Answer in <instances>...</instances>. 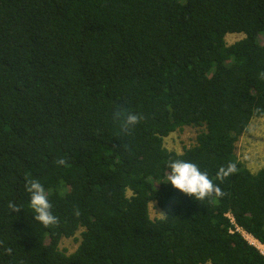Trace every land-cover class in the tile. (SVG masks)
<instances>
[{
	"label": "trees",
	"instance_id": "obj_1",
	"mask_svg": "<svg viewBox=\"0 0 264 264\" xmlns=\"http://www.w3.org/2000/svg\"><path fill=\"white\" fill-rule=\"evenodd\" d=\"M261 73L264 0H0V264H264L244 235L264 245V168L236 153L264 117ZM129 114L142 119L126 129ZM185 126L197 143L167 149ZM175 160L225 195L166 183ZM28 179L59 227L34 219Z\"/></svg>",
	"mask_w": 264,
	"mask_h": 264
},
{
	"label": "clouds",
	"instance_id": "obj_2",
	"mask_svg": "<svg viewBox=\"0 0 264 264\" xmlns=\"http://www.w3.org/2000/svg\"><path fill=\"white\" fill-rule=\"evenodd\" d=\"M261 76H264V73H261ZM141 119L142 117L135 114H129L127 115L124 126L127 129L128 126H134L139 123ZM59 163L64 164L66 162L61 160ZM168 169L170 171L166 174V183H170L175 189L195 200H204L213 194H215L216 197H223L225 195L219 185L215 184L213 179L209 178L208 173L201 171L199 166L194 162L184 160L170 161L168 163ZM236 171L237 165L229 162L227 167H219L216 173V179L223 182ZM25 189L27 193L30 194V206L34 212V219L40 222L45 228L59 227V217L53 215L51 211L52 204L49 201L43 184L38 179H28ZM7 209L12 213L19 212L22 208L15 201H9L7 203ZM230 218L235 224V219L231 216ZM235 225L237 226V224ZM237 230H240L238 226ZM8 252L11 253V249H8Z\"/></svg>",
	"mask_w": 264,
	"mask_h": 264
},
{
	"label": "rangeland",
	"instance_id": "obj_3",
	"mask_svg": "<svg viewBox=\"0 0 264 264\" xmlns=\"http://www.w3.org/2000/svg\"><path fill=\"white\" fill-rule=\"evenodd\" d=\"M242 38H244V34L239 33H230L226 36L228 44H232ZM200 131V128L185 126L165 138V147L171 151L182 153L185 149L197 143V136ZM236 153L239 160L252 172L256 173L264 168V117L254 118L251 121L247 131L240 136L236 143ZM150 214L154 219L163 218L165 216L164 211L158 206L157 202L154 201L150 204ZM81 231L82 229H80L74 237L62 238L60 249L67 254L76 251L80 244ZM244 234L251 243L255 244L264 253L263 245L251 235L245 232Z\"/></svg>",
	"mask_w": 264,
	"mask_h": 264
},
{
	"label": "bare ground",
	"instance_id": "obj_4",
	"mask_svg": "<svg viewBox=\"0 0 264 264\" xmlns=\"http://www.w3.org/2000/svg\"><path fill=\"white\" fill-rule=\"evenodd\" d=\"M262 245V244H261Z\"/></svg>",
	"mask_w": 264,
	"mask_h": 264
}]
</instances>
